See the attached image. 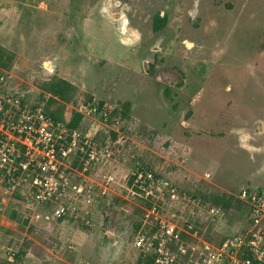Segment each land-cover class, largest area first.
Segmentation results:
<instances>
[{"label": "rangeland", "instance_id": "1", "mask_svg": "<svg viewBox=\"0 0 264 264\" xmlns=\"http://www.w3.org/2000/svg\"><path fill=\"white\" fill-rule=\"evenodd\" d=\"M10 99L42 107L71 150L61 198L30 207L0 187V264L30 245L35 264L138 262L135 238L161 219L182 232V263L199 260L246 220L240 191L264 190V0H0ZM100 102L107 121L86 110ZM30 157L36 171L47 159ZM140 168L216 212L134 188Z\"/></svg>", "mask_w": 264, "mask_h": 264}, {"label": "built area", "instance_id": "2", "mask_svg": "<svg viewBox=\"0 0 264 264\" xmlns=\"http://www.w3.org/2000/svg\"><path fill=\"white\" fill-rule=\"evenodd\" d=\"M86 110L89 114L100 113L106 121L109 118L110 112L106 108L102 112L96 106ZM53 127L54 124L42 107L24 108L19 99L0 101V187L22 192L30 207L61 198L56 196L61 195V185L67 184L65 174L60 173L58 166L63 164L71 148L66 146L65 141L59 143V140H54ZM34 150L47 155L45 162L38 165L37 171L30 157ZM57 150L58 160L50 157ZM135 176L134 188L145 191L147 195L153 190L168 191L170 197L167 198L172 203L185 201L216 212V209L202 201L182 197L173 185L159 179L151 170L140 168ZM146 184L152 189L150 192ZM75 189L77 197L92 202V186L79 184ZM239 196L248 208L246 220L239 222L238 230L215 251L204 253L199 260L192 256L185 264H264V190L257 185L247 186L240 191ZM68 211L70 207L61 204L57 214L65 215ZM157 225L155 231L143 230L135 238L133 249L141 254L139 261L124 264H184L181 259L187 255V249L179 226L167 219L159 220Z\"/></svg>", "mask_w": 264, "mask_h": 264}, {"label": "crops", "instance_id": "3", "mask_svg": "<svg viewBox=\"0 0 264 264\" xmlns=\"http://www.w3.org/2000/svg\"><path fill=\"white\" fill-rule=\"evenodd\" d=\"M32 239L35 240V238H32ZM205 243L209 244V242H205ZM194 248L198 249V250H201V251L205 249V247H203L202 245H199V244L198 245H194ZM26 250H27V252H26V255L24 256L23 264H35L38 259H37V257L34 254V246L30 245L29 248L26 249Z\"/></svg>", "mask_w": 264, "mask_h": 264}, {"label": "trees", "instance_id": "4", "mask_svg": "<svg viewBox=\"0 0 264 264\" xmlns=\"http://www.w3.org/2000/svg\"><path fill=\"white\" fill-rule=\"evenodd\" d=\"M98 110H99V112H102V111L105 110V108H104V103H102V102L98 103ZM107 110H108V109H107ZM108 111H109V110H108ZM109 116H110V114H109Z\"/></svg>", "mask_w": 264, "mask_h": 264}]
</instances>
